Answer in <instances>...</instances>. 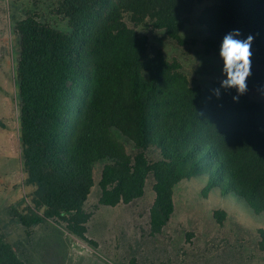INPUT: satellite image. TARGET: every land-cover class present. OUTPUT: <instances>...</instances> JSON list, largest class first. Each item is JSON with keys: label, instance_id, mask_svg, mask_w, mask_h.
Segmentation results:
<instances>
[{"label": "trees", "instance_id": "16d2710c", "mask_svg": "<svg viewBox=\"0 0 264 264\" xmlns=\"http://www.w3.org/2000/svg\"><path fill=\"white\" fill-rule=\"evenodd\" d=\"M204 1L60 0L67 30L33 16L15 23L20 162L23 185L32 190L29 203L21 198L5 211L26 237L51 221L95 247L86 235L93 213L85 203L98 163L99 206L130 204L152 181L151 234L169 223L174 187L183 180L202 178L204 197L232 194L264 213V0H217L196 18L206 55H219L234 30L238 39L254 37L247 85L261 101L246 94L233 101L235 89H221L217 98L220 81L190 86L181 65L135 30L149 25L181 44ZM213 216L221 224L225 213ZM257 235L264 254V229ZM0 264H26L1 227Z\"/></svg>", "mask_w": 264, "mask_h": 264}, {"label": "rangeland", "instance_id": "374dc122", "mask_svg": "<svg viewBox=\"0 0 264 264\" xmlns=\"http://www.w3.org/2000/svg\"><path fill=\"white\" fill-rule=\"evenodd\" d=\"M59 2L0 0V121L6 122V115L10 113L9 121L15 137L11 144L0 136V227L6 239H15L17 227L6 208L21 198L27 197L26 203H29L31 192L23 185V174L19 172L16 144L18 102L13 81L18 44L12 29L18 21L33 16L41 23L67 30V19L59 12ZM216 2L205 0L196 6L191 22L180 34L181 44L170 40L163 30H154L149 25L135 28L139 35L147 37L150 46L161 49L167 61L175 60L181 65L190 86L204 88L224 78L219 55L203 53L201 40L205 29L196 22L201 10ZM126 22L133 28L127 19ZM245 94L252 101L262 100L256 91L248 90ZM125 146L129 152L130 147L126 143ZM101 168V163L93 168L94 185L85 204L93 213L87 226L88 237L99 242L96 264H264V254L257 247V230L264 229V213L254 214L234 195L222 197L211 191L204 197V179L183 180L174 187V214L169 223L160 234H151L152 181L146 182L144 195L130 204L98 206ZM216 211L225 213L221 224L213 216ZM36 239H40V232ZM42 239L77 238L51 230L45 231ZM62 262L60 258L52 260L54 264Z\"/></svg>", "mask_w": 264, "mask_h": 264}, {"label": "crops", "instance_id": "0c3cea01", "mask_svg": "<svg viewBox=\"0 0 264 264\" xmlns=\"http://www.w3.org/2000/svg\"><path fill=\"white\" fill-rule=\"evenodd\" d=\"M6 116H8V120L6 122L0 121V136L3 140L6 138V141L12 144L15 137L12 133L9 121L10 113ZM18 136H16V144L19 155V172H22ZM24 178L25 175L23 174L22 182ZM29 189L32 190L31 187H29ZM85 209L87 210L86 207ZM15 226H17L15 227V239L6 240L8 243L13 245L17 256L26 264H54L52 263V260L57 258L63 259V262L60 264H96L98 262L95 256L99 255V242L97 239L88 237V230L86 234L88 240L93 242L95 247L81 241L80 239H42L44 232H50L51 230H57L63 232L67 236H72L69 235L62 227L51 221H46L41 225L32 228L28 237L25 236L23 227H21L18 223H15ZM38 232H40V239H36Z\"/></svg>", "mask_w": 264, "mask_h": 264}, {"label": "clouds", "instance_id": "9594fccd", "mask_svg": "<svg viewBox=\"0 0 264 264\" xmlns=\"http://www.w3.org/2000/svg\"><path fill=\"white\" fill-rule=\"evenodd\" d=\"M240 35L239 30H234L224 36L219 49L224 78L220 81V87L213 89L217 98L221 95V89H235L237 95L233 96V101L236 102L248 91L247 79L251 75V45L254 39L252 35L238 39Z\"/></svg>", "mask_w": 264, "mask_h": 264}]
</instances>
